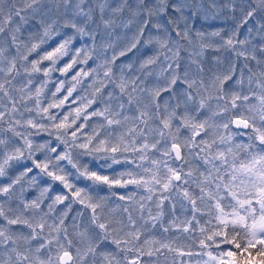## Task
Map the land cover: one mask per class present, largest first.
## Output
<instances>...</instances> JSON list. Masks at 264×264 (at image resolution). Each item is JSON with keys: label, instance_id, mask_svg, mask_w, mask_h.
<instances>
[{"label": "snow or ice", "instance_id": "6c2138e0", "mask_svg": "<svg viewBox=\"0 0 264 264\" xmlns=\"http://www.w3.org/2000/svg\"><path fill=\"white\" fill-rule=\"evenodd\" d=\"M168 254L264 264V0H0V264Z\"/></svg>", "mask_w": 264, "mask_h": 264}, {"label": "trees", "instance_id": "16d2710c", "mask_svg": "<svg viewBox=\"0 0 264 264\" xmlns=\"http://www.w3.org/2000/svg\"><path fill=\"white\" fill-rule=\"evenodd\" d=\"M231 24H232V22L230 20L229 21H224V20H221V19H216V20L209 19L207 21H203V20L198 19V20L195 21V26L197 28L203 27V30H205L206 32L212 31V30H215V29H219V28H229V27H231ZM250 25H251V22H250ZM243 31L244 30L242 29V32ZM24 37L27 38V32L24 33ZM45 47H48V46H45ZM214 55H219V54L218 53H214L212 51H209L208 53H206V59L208 60L209 63H211L212 57ZM34 56H35V54H34ZM66 59L67 58H65V60ZM45 63H47V62H45ZM63 63H64V60L60 61V66H62ZM71 74L72 73H69V78H70ZM52 75H53V80H52V82L49 83L48 90H46L47 91V98L45 100V103H47V100L51 99V91H55L56 80L57 79H64V77H61L58 72L53 73ZM86 86H87V81L85 82V84L79 85L77 87V92L74 93L73 95L75 96L77 94H84L82 89L86 88ZM66 87H67V84H66ZM63 94L64 93L62 92V93H60L58 95L62 96ZM53 111H56V110L54 109ZM43 135H44L45 138H47L46 134H43ZM237 141H239V138H237ZM20 170H22L21 166H17L16 168H14V169H12L10 171H11V174H15L16 172H18ZM30 175H32V174H30ZM51 183H52V181L49 180L47 177H45L43 180H40L38 178V185H39L38 187H31L30 188L27 184H25V188L27 189L26 196L28 198H34L35 196H38L40 188L46 186L47 184H51ZM61 191H63L62 186L59 185L58 183H55V184H53L52 191L49 193V195L50 196H54L56 193L61 192ZM48 202H50V201H47V200L45 201V203H48ZM57 207L58 208H63V205H58ZM79 208H80L79 205H73L72 212H70V214H69L70 217L72 215H74L75 212L77 210H79ZM177 214L179 215V213H177ZM165 219L166 220L170 219V217L166 216ZM174 231L175 230H173V233H170L169 235H174ZM180 243H189V242L181 240ZM194 250H198V248L194 249ZM153 259H155V258H153ZM159 259H160V264H171L172 254H168V259H167L166 262H165V258L164 257H160ZM257 259H258V257H257ZM193 264H195V258H193Z\"/></svg>", "mask_w": 264, "mask_h": 264}]
</instances>
